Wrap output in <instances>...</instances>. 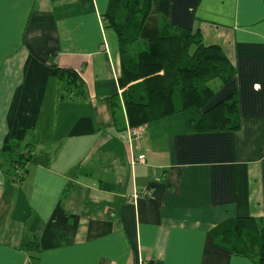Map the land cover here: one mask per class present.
<instances>
[{"label": "crops", "instance_id": "crops-1", "mask_svg": "<svg viewBox=\"0 0 264 264\" xmlns=\"http://www.w3.org/2000/svg\"><path fill=\"white\" fill-rule=\"evenodd\" d=\"M108 1L0 0V160L11 140L32 155L20 181L0 161V264H256L211 231L264 219V0H167L233 66L213 101L236 97L239 128L190 133L174 114L134 138ZM52 66L86 98L57 100Z\"/></svg>", "mask_w": 264, "mask_h": 264}, {"label": "trees", "instance_id": "trees-1", "mask_svg": "<svg viewBox=\"0 0 264 264\" xmlns=\"http://www.w3.org/2000/svg\"><path fill=\"white\" fill-rule=\"evenodd\" d=\"M167 0H109L103 23L118 43L121 100L129 129L181 114L190 133L230 132L239 128L234 95L213 101L235 75L217 46H205L199 31L168 21ZM59 101H82L84 83L70 69L49 68ZM113 112L117 99L111 103ZM30 134V131L27 132ZM26 141L11 140L1 151L4 172L20 181L31 159ZM215 243L264 264V219H230L211 231Z\"/></svg>", "mask_w": 264, "mask_h": 264}, {"label": "built area", "instance_id": "built-area-1", "mask_svg": "<svg viewBox=\"0 0 264 264\" xmlns=\"http://www.w3.org/2000/svg\"><path fill=\"white\" fill-rule=\"evenodd\" d=\"M129 136H132L133 138L134 137H137L138 134L140 133V128H134V129H128L127 130ZM141 161L142 160V157H138L137 159H134L133 161ZM133 198H136V196H134Z\"/></svg>", "mask_w": 264, "mask_h": 264}]
</instances>
